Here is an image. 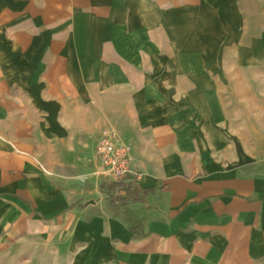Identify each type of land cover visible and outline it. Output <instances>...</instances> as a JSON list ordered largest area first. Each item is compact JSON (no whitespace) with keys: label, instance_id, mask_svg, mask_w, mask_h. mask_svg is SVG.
I'll return each instance as SVG.
<instances>
[{"label":"crops","instance_id":"crops-1","mask_svg":"<svg viewBox=\"0 0 264 264\" xmlns=\"http://www.w3.org/2000/svg\"><path fill=\"white\" fill-rule=\"evenodd\" d=\"M261 70L264 0H0V260L264 264V156L227 104ZM109 130L135 193L100 172Z\"/></svg>","mask_w":264,"mask_h":264},{"label":"built area","instance_id":"built-area-1","mask_svg":"<svg viewBox=\"0 0 264 264\" xmlns=\"http://www.w3.org/2000/svg\"><path fill=\"white\" fill-rule=\"evenodd\" d=\"M100 172L110 182H132L143 176V171L133 165L131 145L114 131H106L97 145Z\"/></svg>","mask_w":264,"mask_h":264},{"label":"rangeland","instance_id":"rangeland-1","mask_svg":"<svg viewBox=\"0 0 264 264\" xmlns=\"http://www.w3.org/2000/svg\"><path fill=\"white\" fill-rule=\"evenodd\" d=\"M261 78L255 79L254 84L249 86L254 90V93H258L257 101H229L227 102L230 112H233L235 116L230 119L233 121L243 122V129L245 132L238 134L243 137L245 141H250L253 146H258V149L253 151L259 152L264 156V70H261ZM241 138V137H240ZM26 263L23 258L15 263L11 260V254L5 255L3 260H0V264H21Z\"/></svg>","mask_w":264,"mask_h":264},{"label":"trees","instance_id":"trees-1","mask_svg":"<svg viewBox=\"0 0 264 264\" xmlns=\"http://www.w3.org/2000/svg\"><path fill=\"white\" fill-rule=\"evenodd\" d=\"M113 185L116 187H121L122 189H124L126 192H131V193H135L137 192L138 190L137 189H132L131 185L129 183H126V182H114ZM137 199V198H134L132 196V194H125L124 196L123 195H113L111 197V201L113 203H121V202H124L125 200H128V199Z\"/></svg>","mask_w":264,"mask_h":264},{"label":"water","instance_id":"water-1","mask_svg":"<svg viewBox=\"0 0 264 264\" xmlns=\"http://www.w3.org/2000/svg\"><path fill=\"white\" fill-rule=\"evenodd\" d=\"M93 201V200H92Z\"/></svg>","mask_w":264,"mask_h":264}]
</instances>
